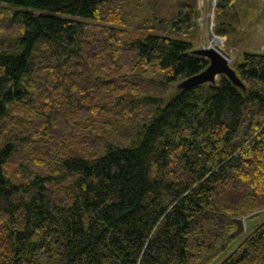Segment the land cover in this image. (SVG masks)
<instances>
[{"label":"trees","instance_id":"trees-1","mask_svg":"<svg viewBox=\"0 0 264 264\" xmlns=\"http://www.w3.org/2000/svg\"><path fill=\"white\" fill-rule=\"evenodd\" d=\"M107 1L0 0V264H212L264 209V52L234 66L246 91L164 104L209 59ZM256 8L217 0L215 32L234 46ZM221 264H264V221Z\"/></svg>","mask_w":264,"mask_h":264},{"label":"rangeland","instance_id":"rangeland-1","mask_svg":"<svg viewBox=\"0 0 264 264\" xmlns=\"http://www.w3.org/2000/svg\"><path fill=\"white\" fill-rule=\"evenodd\" d=\"M185 2L195 3L199 12L197 26L190 34L183 33L169 26V21L179 13ZM238 3L243 7L244 5L252 4L258 6V8L254 9V17L250 18L244 25L239 40L234 46L229 45L227 36H220V41L215 43L232 59V65L235 67L242 62L244 50L264 52V0H238ZM34 10L40 11V9ZM101 11L102 13L120 14L126 26L130 29L144 32L151 30L171 37L192 39L195 42V48H201L213 43L214 0H108L101 7ZM57 14L63 15L64 13ZM178 85L179 83L177 82L171 84L164 104H168L180 93L181 89ZM258 212L261 214L254 220L253 224L247 226V230L212 264H221L242 242L244 237L264 221V209Z\"/></svg>","mask_w":264,"mask_h":264},{"label":"water","instance_id":"water-1","mask_svg":"<svg viewBox=\"0 0 264 264\" xmlns=\"http://www.w3.org/2000/svg\"><path fill=\"white\" fill-rule=\"evenodd\" d=\"M217 5V0H214V10ZM213 19L215 22V12H213ZM215 23L212 25V39L213 43L201 48H195L193 52L197 55L204 56L209 59V65L200 73L192 75L179 82L178 87L185 89L205 83H215L218 77L222 74L228 76L232 82L246 91V86L237 74L236 69L232 65V59L222 51L215 43L219 42L220 36L214 30ZM257 212V211H256ZM254 212L253 214H255ZM246 218L237 219V228L233 232L234 235H240L247 230Z\"/></svg>","mask_w":264,"mask_h":264}]
</instances>
